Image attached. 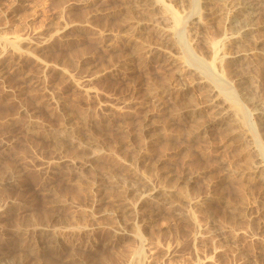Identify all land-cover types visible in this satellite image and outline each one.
<instances>
[{
	"label": "rangeland",
	"instance_id": "rangeland-1",
	"mask_svg": "<svg viewBox=\"0 0 264 264\" xmlns=\"http://www.w3.org/2000/svg\"><path fill=\"white\" fill-rule=\"evenodd\" d=\"M231 24L0 0V264H264V27Z\"/></svg>",
	"mask_w": 264,
	"mask_h": 264
},
{
	"label": "bare ground",
	"instance_id": "bare-ground-1",
	"mask_svg": "<svg viewBox=\"0 0 264 264\" xmlns=\"http://www.w3.org/2000/svg\"><path fill=\"white\" fill-rule=\"evenodd\" d=\"M206 3H214V6L220 11L222 14H226L229 18V22L233 23L232 26H236L235 32L231 33V35L227 36V40L235 39L237 37H246L249 33H251L254 29H257V33L260 32L264 27V21L256 22L258 17V9H261L264 5V0H203ZM166 10L171 16V21L173 26L178 27L183 21L184 17H182L181 13L177 11L173 6L167 5ZM234 11L236 14H232ZM256 38L250 39L254 43L255 46H261L264 43V39L260 38V33L255 35ZM264 36V34H263ZM248 38V37H247ZM244 39V38H243ZM255 47V48H258ZM261 48V47H260ZM264 51V49L262 48ZM235 53H238L235 52ZM233 53V54H235ZM239 55V53L237 54ZM233 101V99H232ZM235 110H238L239 107L237 103L232 102ZM137 232V231H136ZM141 259V258H140Z\"/></svg>",
	"mask_w": 264,
	"mask_h": 264
}]
</instances>
